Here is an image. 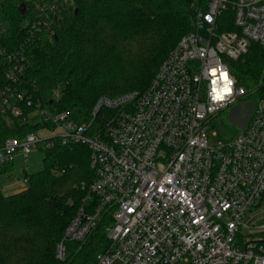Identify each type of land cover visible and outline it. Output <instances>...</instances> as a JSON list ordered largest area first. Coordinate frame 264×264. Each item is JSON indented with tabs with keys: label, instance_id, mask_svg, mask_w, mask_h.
<instances>
[{
	"label": "built area",
	"instance_id": "1",
	"mask_svg": "<svg viewBox=\"0 0 264 264\" xmlns=\"http://www.w3.org/2000/svg\"><path fill=\"white\" fill-rule=\"evenodd\" d=\"M198 1L194 31L171 51L148 89L101 98L85 123L51 112L24 80L30 41L76 0L37 4L35 18L20 25L27 41L17 40L12 49L3 40L0 3V115L42 125L4 142L0 174L18 158L27 165L35 150L57 141L87 146L96 173L90 190L99 204L94 214L82 207L70 222L56 246L58 261L67 260V245L84 242L107 210L113 219L106 228L109 245L96 264H264V226L256 227L264 215V93L239 85L230 66L253 45L264 49V0ZM225 85L230 94L217 99ZM252 98L241 104L247 106L241 133L215 130L222 112ZM103 111L115 115L97 124ZM210 135L222 139L211 145ZM26 173L14 185L27 188ZM255 235L262 236L251 240Z\"/></svg>",
	"mask_w": 264,
	"mask_h": 264
},
{
	"label": "trees",
	"instance_id": "2",
	"mask_svg": "<svg viewBox=\"0 0 264 264\" xmlns=\"http://www.w3.org/2000/svg\"><path fill=\"white\" fill-rule=\"evenodd\" d=\"M49 1L0 0L8 47L27 41L22 21L33 20L36 5ZM196 1L76 0L30 41L24 62L30 95L51 112H66L85 123L101 98L145 92L171 51L194 31ZM198 3L204 6V0ZM230 66L239 85L258 96L264 93V49L253 45ZM112 115L114 111H103L96 123L102 125ZM40 129V124L32 127L0 115V147L7 139H23ZM25 175L28 186L20 193L6 195L0 186V264H96L109 245L106 228L113 219L107 210L84 242L67 245L65 262L55 254L78 211L84 207L94 214L99 204L90 190L96 173L89 148L57 141L44 149L43 169Z\"/></svg>",
	"mask_w": 264,
	"mask_h": 264
},
{
	"label": "rangeland",
	"instance_id": "3",
	"mask_svg": "<svg viewBox=\"0 0 264 264\" xmlns=\"http://www.w3.org/2000/svg\"><path fill=\"white\" fill-rule=\"evenodd\" d=\"M256 99L252 98V99H248L246 101H242L240 104L235 105L229 109H227L226 111L222 112L216 119L215 121V130L217 132H219L220 134H222L223 131H225L226 129L228 130V134L229 136H234L238 133H241L243 130V120L246 117V108L248 106L249 103L254 102ZM244 102H246V107L245 109H241V104H243ZM39 120H36V123H38ZM40 136L44 135L42 132L38 133ZM222 139V136L220 137H213L212 135H210V144L211 145H215L217 144V142ZM43 159H44V150L40 149V150H35L28 158V160L26 161V164L24 163V161L21 159L18 162V168L15 169V172L13 174L14 179L23 171L24 168L27 169V172L29 174H35L40 172L43 169ZM17 166V165H16ZM21 167V168H20ZM7 173V170L5 171V175ZM4 172L0 174V179H4L3 178ZM4 186L6 185L5 183L3 184ZM263 206H264V200H263ZM264 208V207H263ZM264 226V215L262 217H260V219L257 221V228L263 227ZM262 235H255L254 241L260 240V237Z\"/></svg>",
	"mask_w": 264,
	"mask_h": 264
},
{
	"label": "crops",
	"instance_id": "4",
	"mask_svg": "<svg viewBox=\"0 0 264 264\" xmlns=\"http://www.w3.org/2000/svg\"><path fill=\"white\" fill-rule=\"evenodd\" d=\"M21 159L22 158H18L16 160V162L14 163V165L9 167L6 175H5V172H4V175H3L4 179H0V186L3 189V193L6 194V195L17 194V193H20V192H22V191H24L26 189V188L22 189L18 185H14L16 181H15V179L13 177V174L15 172V169L18 168V162ZM4 183L6 184L5 186L3 185Z\"/></svg>",
	"mask_w": 264,
	"mask_h": 264
},
{
	"label": "snow or ice",
	"instance_id": "5",
	"mask_svg": "<svg viewBox=\"0 0 264 264\" xmlns=\"http://www.w3.org/2000/svg\"><path fill=\"white\" fill-rule=\"evenodd\" d=\"M211 75L212 76H216L217 73L213 70L211 72ZM221 75L223 76V79L225 80L226 84H230L231 83V81L228 79V76H227L226 73H221ZM214 83H215V81H214ZM224 94H230V88L224 89L223 90V95H220L218 99L223 100Z\"/></svg>",
	"mask_w": 264,
	"mask_h": 264
},
{
	"label": "clouds",
	"instance_id": "6",
	"mask_svg": "<svg viewBox=\"0 0 264 264\" xmlns=\"http://www.w3.org/2000/svg\"><path fill=\"white\" fill-rule=\"evenodd\" d=\"M224 89H227V85H225ZM220 95H223V92L217 94V99L219 98Z\"/></svg>",
	"mask_w": 264,
	"mask_h": 264
},
{
	"label": "water",
	"instance_id": "7",
	"mask_svg": "<svg viewBox=\"0 0 264 264\" xmlns=\"http://www.w3.org/2000/svg\"><path fill=\"white\" fill-rule=\"evenodd\" d=\"M76 12H77V10H76Z\"/></svg>",
	"mask_w": 264,
	"mask_h": 264
}]
</instances>
